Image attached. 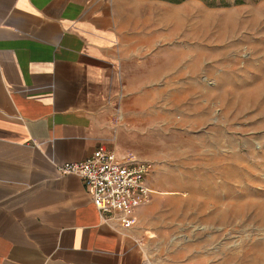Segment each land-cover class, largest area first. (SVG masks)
I'll return each mask as SVG.
<instances>
[{"label": "rangeland", "instance_id": "374dc122", "mask_svg": "<svg viewBox=\"0 0 264 264\" xmlns=\"http://www.w3.org/2000/svg\"><path fill=\"white\" fill-rule=\"evenodd\" d=\"M121 147L155 164L152 264H264V0H106Z\"/></svg>", "mask_w": 264, "mask_h": 264}, {"label": "crops", "instance_id": "0c3cea01", "mask_svg": "<svg viewBox=\"0 0 264 264\" xmlns=\"http://www.w3.org/2000/svg\"><path fill=\"white\" fill-rule=\"evenodd\" d=\"M117 35L106 0H0V264H152V199L131 227L106 221L57 167L125 152Z\"/></svg>", "mask_w": 264, "mask_h": 264}, {"label": "built area", "instance_id": "2783aa9c", "mask_svg": "<svg viewBox=\"0 0 264 264\" xmlns=\"http://www.w3.org/2000/svg\"><path fill=\"white\" fill-rule=\"evenodd\" d=\"M57 167L61 174L82 177L103 219L118 221L124 227L134 225L136 211L155 193L148 183L155 164L132 151L119 154L98 148L83 161L64 162Z\"/></svg>", "mask_w": 264, "mask_h": 264}, {"label": "trees", "instance_id": "16d2710c", "mask_svg": "<svg viewBox=\"0 0 264 264\" xmlns=\"http://www.w3.org/2000/svg\"><path fill=\"white\" fill-rule=\"evenodd\" d=\"M171 1L180 2V1H183V0H171Z\"/></svg>", "mask_w": 264, "mask_h": 264}]
</instances>
